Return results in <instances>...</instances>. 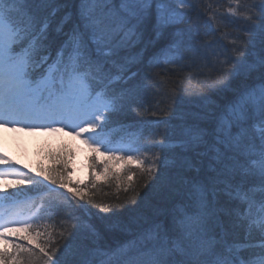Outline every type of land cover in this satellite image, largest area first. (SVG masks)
Here are the masks:
<instances>
[{
	"label": "snow or ice",
	"instance_id": "snow-or-ice-1",
	"mask_svg": "<svg viewBox=\"0 0 264 264\" xmlns=\"http://www.w3.org/2000/svg\"><path fill=\"white\" fill-rule=\"evenodd\" d=\"M71 2L0 0V127L68 128L108 157L103 162L91 158L94 172L119 180L110 162L135 165L147 177L142 187L166 183L175 203L134 239L110 244L114 230H129L117 222L121 205L94 203V193L69 189L73 200L84 203L69 205L80 214H70L74 222L54 238L51 225L40 223L43 203L25 216L18 209L21 193L7 190L28 186L26 195L42 188L68 189L64 173L33 175L0 153L5 166L0 181H10L0 184V240L5 244L0 264H264V0H230L226 9L230 22L245 23V35L231 39V54L213 53L216 62L206 77L210 90L230 91L231 97L218 105L202 96L203 107L183 118L178 134L170 120H156L155 128L163 126L164 134L153 144L140 143V137L126 142L110 137L114 118L136 99L132 88L117 87L137 75L122 53L143 43L149 27L158 38L170 27L189 24L187 40L175 41L150 66L179 63L185 59L182 47L199 52L210 46V41L198 42L217 31L218 9L213 10L212 0H75L73 18ZM202 16H207L203 23ZM257 38L260 52L249 59ZM158 77L147 75L143 87L166 86ZM237 79L243 83L233 88ZM165 95L174 98L175 88ZM161 113L167 115L164 109ZM131 172L128 167L124 173L129 181ZM96 187L93 175L85 188ZM131 192L128 199L135 201L139 191ZM46 211L51 218L52 207Z\"/></svg>",
	"mask_w": 264,
	"mask_h": 264
},
{
	"label": "trees",
	"instance_id": "trees-1",
	"mask_svg": "<svg viewBox=\"0 0 264 264\" xmlns=\"http://www.w3.org/2000/svg\"><path fill=\"white\" fill-rule=\"evenodd\" d=\"M212 2L213 10L216 11L218 9L216 11L219 20L217 31L213 32L211 36H208L205 41L198 42L204 43L210 41V46L207 49H201V51L192 54L187 53L182 48L181 51L185 57L183 61L176 64L161 63L156 67L150 66V61L154 57L162 58L175 41L187 40L186 30L190 25L181 24L165 30L158 38L152 32L151 27H149L143 43L122 53V56L130 60L131 70L132 72H136L137 75L128 85H123V82H121L117 87L132 88L136 93V99L132 102L131 106L126 107L123 112L114 118L110 129L112 135L117 138H124L126 141L140 137V143L153 144L164 134L163 126L155 128L154 122L156 120H170L172 127L178 134L179 126L184 122L183 118L191 112L201 110L203 107L202 96H209L218 105L226 103L231 97L232 93L230 91L221 92L210 90L207 86L206 74L212 72V65L216 62V56L213 53L220 54L227 52L231 54L230 41L233 38L244 37L245 23L243 21L230 22V18L226 15V9L222 7L223 5L228 7L230 0H212ZM68 10L72 12L73 18H75V0H72ZM206 20L207 16L201 17L202 23ZM71 26V23H69L65 30ZM178 32H184L185 35H179ZM55 49L56 46L52 50L53 57L55 56ZM260 49L261 44L259 38H257L255 47L248 49L249 59L259 54ZM207 50L209 51L211 59H207L206 57ZM156 73H159L158 78H163L168 82L167 85L159 89L153 87L145 89L143 85L149 83L145 77L149 74L154 75ZM181 81L183 83H180ZM242 83V79H237L232 82V86L233 88H239ZM172 88H175L174 98L165 95ZM140 105L144 107H140ZM145 108L149 110L145 111ZM161 109H164L167 115H163ZM152 112H156L157 114L153 116ZM153 151H161V157L165 155L164 151L160 149H154ZM52 157L53 160L51 161L50 158ZM48 158L50 165H52L49 167V174L54 169L59 174L57 172L59 168L63 167V170L67 171L65 167H68V164H70V150H68V159L65 155H52L51 152ZM91 164L92 162L90 166ZM129 167L132 169L129 175L135 173V175H132L131 181L128 180V176L124 175L126 168L116 167L117 170L112 171L119 173V180H106L105 177L98 176L97 187L95 189L85 188V185H91L92 183L93 175L91 174L89 179L79 186V188L74 184L71 187V190H83L86 195H92L94 193V203L121 205L119 209L120 217L117 222L121 228L127 225L129 230L121 231L120 228L114 230V233L108 237L110 244L134 239L137 231L147 227L150 222L157 219V214L160 210L171 208L175 203L166 187V183L156 184L153 181L149 183L147 188H144L142 185L147 177L143 176L137 170L136 166L131 165ZM169 174L174 175V172H170ZM65 176L67 177L66 172ZM118 184L119 187H117ZM27 187H17L14 189L15 191L10 189L8 194L22 192ZM125 187H128L130 191L125 192ZM133 188L139 191V196L136 197L135 201L128 199L132 195L131 189ZM61 190L58 193L51 191V193L56 195L53 199L54 210L51 213V218H48V214L44 217V221L41 222L51 225L50 230L54 232V238L56 232L62 231L64 227L74 222L69 220L68 217L70 214H80L75 212L74 208L69 207V205L75 206L84 203L83 201L73 200L69 189L62 188ZM88 207L93 208V211H99L93 207V204H89ZM41 231H43V228H41Z\"/></svg>",
	"mask_w": 264,
	"mask_h": 264
},
{
	"label": "rangeland",
	"instance_id": "rangeland-1",
	"mask_svg": "<svg viewBox=\"0 0 264 264\" xmlns=\"http://www.w3.org/2000/svg\"><path fill=\"white\" fill-rule=\"evenodd\" d=\"M57 128H63L61 124L55 125ZM7 127H0L4 132ZM9 129V128H8ZM12 135L4 137L0 141V153L6 155L15 167L20 168L21 170L32 171L31 164L35 161V153L38 145L46 140L52 139L55 142H61V134L73 136V144L75 148V156L73 158V165L70 169V182L79 185L87 180L91 171H89V165L86 159V156L90 154V146L85 143L83 137L76 136L68 128H64L63 131H51V130H38V131H29L24 128L23 125H17L11 130ZM1 134V132H0ZM62 135V136H63ZM5 140V141H3ZM103 152V149H101ZM106 157L101 153H98V159L104 161ZM124 162H110L112 170H117L116 167L122 166L128 168V166L123 164ZM0 164V168H1ZM135 166V165H133ZM91 170V169H90ZM96 176L98 175L95 172ZM103 176V175H102ZM104 177V176H103ZM3 184L7 181H2ZM4 245V242L0 240V246Z\"/></svg>",
	"mask_w": 264,
	"mask_h": 264
},
{
	"label": "bare ground",
	"instance_id": "bare-ground-1",
	"mask_svg": "<svg viewBox=\"0 0 264 264\" xmlns=\"http://www.w3.org/2000/svg\"><path fill=\"white\" fill-rule=\"evenodd\" d=\"M222 7L225 8V9H227V7H225L224 5H223ZM180 25H181V24H180ZM182 48H183V50L186 51L187 53H192V54L196 53V51L189 50L187 47H182ZM212 53H213V52H212ZM206 57H207V59H208V58L211 59L208 50L206 51ZM11 126H12V125H9V127H11ZM0 132H1V134H0V141H2V139H3L4 137H7V136H11V135H12V132H11L10 128H9V129H8V128L5 129L4 132L2 131V129H0ZM57 233H58V232L55 233V237H56V234H57ZM53 236H54V232H53Z\"/></svg>",
	"mask_w": 264,
	"mask_h": 264
}]
</instances>
